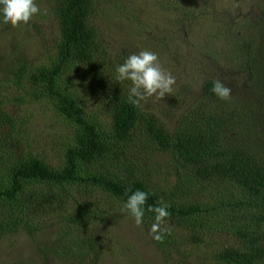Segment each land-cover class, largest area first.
I'll return each instance as SVG.
<instances>
[{
    "label": "trees",
    "instance_id": "trees-1",
    "mask_svg": "<svg viewBox=\"0 0 264 264\" xmlns=\"http://www.w3.org/2000/svg\"><path fill=\"white\" fill-rule=\"evenodd\" d=\"M95 1L36 0L39 14L20 28L40 32L37 21L54 20L45 63L18 41L12 56L0 53V90L9 95L0 97V239L21 228L36 231L32 221L43 215L65 213L61 223L78 233L71 253L98 261L105 240L96 222L105 224L110 201L121 209L141 190L150 193L146 209L168 205L170 234L154 240L166 257H187L196 247L204 252L200 264H264V12L256 32L248 27L229 52L251 96L220 100L214 81L206 82L203 96L171 129L128 102L131 84L117 82L115 68L131 53L112 58L100 43L89 20ZM12 29L19 28L0 23V32ZM79 75L95 91L104 122L73 88ZM28 99L52 105L73 128L65 142H38L29 127L16 132L31 123L20 113ZM46 145L52 150L43 155ZM96 193L102 201L91 198ZM144 217L149 231L154 213Z\"/></svg>",
    "mask_w": 264,
    "mask_h": 264
},
{
    "label": "rangeland",
    "instance_id": "rangeland-1",
    "mask_svg": "<svg viewBox=\"0 0 264 264\" xmlns=\"http://www.w3.org/2000/svg\"><path fill=\"white\" fill-rule=\"evenodd\" d=\"M174 3V0H96L89 19L100 43L112 58L124 51L138 54L141 50H150L158 54L162 68L176 78L172 93L160 100L147 98L140 106L144 114L158 116L171 129L203 96L206 82L219 80L231 89L233 99L251 96L250 91L244 90L247 82L244 72L230 59L229 52L234 47L232 40L238 42L242 34H247L248 27L256 32L264 12V0H194L188 7L182 0ZM53 24L50 18L47 22H36L40 32L33 27L0 32L1 55L12 56L11 45L18 41L34 60L43 57L45 63L50 56L46 46L53 43L56 34ZM81 76H76L80 79L73 82V88L77 87L88 113L104 122L106 119L98 108L95 91ZM6 96L9 95L0 90V97ZM20 113L29 114L31 123L19 127L16 132L29 127L30 135L38 142L43 143V139L50 146L53 142L63 143L73 132L47 102L28 99ZM51 150L46 145L42 154ZM51 162L57 164L56 159ZM171 181L175 182L176 177ZM69 193L75 197L74 191ZM91 198L102 201L98 193ZM110 204L114 208L106 209L110 215L105 224L96 222L95 225L96 234L105 240L98 261H94L91 254L86 257L71 253L78 233L72 226L69 229L67 224L61 223L66 218L65 213H53L32 221L36 231L26 227L3 236L0 264H200L197 258L204 255L203 250L189 247L194 251L187 257L174 254L170 259L156 247L144 223L136 227L130 216L121 213L116 201ZM166 227L172 228L170 224ZM60 230L61 235L67 233L68 238H58Z\"/></svg>",
    "mask_w": 264,
    "mask_h": 264
},
{
    "label": "clouds",
    "instance_id": "clouds-1",
    "mask_svg": "<svg viewBox=\"0 0 264 264\" xmlns=\"http://www.w3.org/2000/svg\"><path fill=\"white\" fill-rule=\"evenodd\" d=\"M39 12L36 0H0V23L13 28L29 25ZM115 73L117 82H130L127 99L134 107H139L147 98L163 99L166 94L173 92L176 84V78L162 68L158 54L150 50L129 54L122 64L116 66ZM211 91L220 100L227 101L231 97V89L219 80L213 82ZM149 195L141 190L132 192L120 211L130 216L136 227L142 226L146 210L154 213L149 235L153 240L162 242L170 234L169 229L163 226L171 214L168 205L162 201L159 206L148 205L146 209Z\"/></svg>",
    "mask_w": 264,
    "mask_h": 264
}]
</instances>
